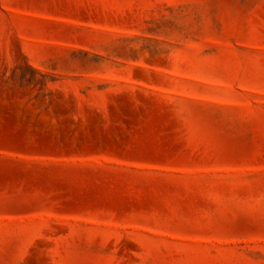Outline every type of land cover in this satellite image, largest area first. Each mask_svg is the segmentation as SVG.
I'll use <instances>...</instances> for the list:
<instances>
[{"label": "rangeland", "instance_id": "rangeland-1", "mask_svg": "<svg viewBox=\"0 0 264 264\" xmlns=\"http://www.w3.org/2000/svg\"><path fill=\"white\" fill-rule=\"evenodd\" d=\"M0 264H264V0H0Z\"/></svg>", "mask_w": 264, "mask_h": 264}]
</instances>
